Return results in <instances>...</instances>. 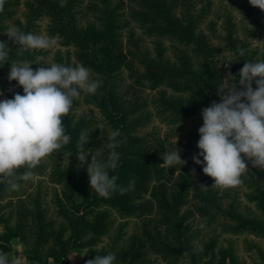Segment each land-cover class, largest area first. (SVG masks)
Instances as JSON below:
<instances>
[{"label":"trees","instance_id":"obj_1","mask_svg":"<svg viewBox=\"0 0 264 264\" xmlns=\"http://www.w3.org/2000/svg\"><path fill=\"white\" fill-rule=\"evenodd\" d=\"M9 1L5 0L4 6L9 5ZM133 1L143 8L142 18L149 22L148 28L151 31L171 34L186 44L189 50L186 48L177 52L174 61L166 59L161 51L153 56L127 46L118 34V24L109 13L99 23H80L73 9L74 0H66L64 4L58 0L27 1L35 16L48 17L49 33L58 36L62 44L72 46L83 67L102 75L100 91L92 94L90 100L102 107L114 131L120 130L121 136L118 139L127 138L119 147L110 149L111 141L108 137H100L99 131L94 130L92 138L85 144L84 151L96 150L97 159L101 162L107 161L113 150L120 154L118 167L110 170V175L118 177V187L105 199L120 212L143 218L139 233L127 245H112L100 250L99 255L114 253L115 261L120 264H157L153 259H142L149 247L155 250V256L164 258L167 264H177L183 253L192 255L186 223L192 215L187 206L190 197L198 200L197 211L206 222L219 216H230L237 222L238 229L264 236V194L260 189L252 197L256 200V209L242 214L235 210L233 203L224 206L221 202L217 189L212 187L215 181L203 172L206 162L195 163L189 168L188 157L180 155L186 164L169 169L162 167V155L171 152L173 145L157 137L149 143L145 137L136 134L135 129L140 120L131 117L136 105L128 102L126 95L108 82L116 71L124 67L131 71L137 84L143 81L155 85L164 83L182 93L172 102V108L179 114L195 115L200 128L203 126L202 109L209 107L213 101L220 102L217 92L222 78L230 71L236 76L235 82L239 88L238 73L245 62L264 61V47L251 43V39L264 38V11L252 6L249 0H242L241 10L251 23L246 27L248 36L241 39L226 36L221 47L212 43L205 34L196 31V5L202 0ZM95 4H92L94 8ZM5 26L3 11L0 12V29ZM9 42L6 43L10 48L9 63L0 66V76L10 72L11 63L34 58L29 50L18 55L19 45ZM239 48L245 50L243 56L239 55ZM220 50L228 53V56L221 55ZM137 65L140 69L136 68ZM253 88H256L255 83ZM70 114L71 109L66 117H62V123L74 143L73 161L77 163V168H55V180L61 183L60 192L55 194L61 206L59 213L56 218L47 215L39 196H23L15 192L9 194V198L0 205L1 210H6V213H0L4 227L0 232V253L10 250L11 238L18 237L27 244L28 256L41 264H45L46 257H51L57 264H72L68 257L71 248L83 244L82 237L88 224L85 212L97 198L103 197L90 189L85 163L79 166L77 142L84 125L80 122L73 125ZM198 130L195 133L199 134ZM200 159L203 161V157ZM131 181H134V187L129 189ZM121 188L126 189L123 194ZM6 190H9L8 186L0 183V200L4 199ZM74 191L81 193L79 201L70 198ZM61 199H66L68 204L64 205ZM258 249L260 261L257 264H264V251ZM192 258L196 260L194 255ZM228 264L242 263L231 259Z\"/></svg>","mask_w":264,"mask_h":264},{"label":"rangeland","instance_id":"obj_2","mask_svg":"<svg viewBox=\"0 0 264 264\" xmlns=\"http://www.w3.org/2000/svg\"><path fill=\"white\" fill-rule=\"evenodd\" d=\"M27 1L10 0L9 5L4 6L6 26L0 29V41L10 43L11 40L5 33L10 27H15L25 34L31 33L49 39L54 38L57 43L50 49L29 50L34 55L33 59L27 60L34 63L30 67L47 68L53 63L70 67L82 66L74 54L73 47L62 44L58 36L49 33L48 17L35 16L29 9ZM58 1L64 4L66 0ZM241 2L242 0H202L196 5V31L205 34L217 46L223 44L226 36H232L235 39L248 36L246 27L251 23L241 10ZM92 4H95L96 8ZM73 9L80 23L89 21L99 23L104 15L109 13L118 24L117 30L120 38L132 49H139L153 56L161 51V54L171 61L175 60L177 52L186 48L189 50V47L175 36L151 31L148 28L149 22L142 18L143 8L136 1L74 0ZM251 40L253 45L264 47V38ZM220 54L228 56V53L221 50ZM136 68L140 69V66L137 65ZM86 69L89 70L91 80H102L100 73ZM8 75L9 73L0 76V101L13 99L17 93L24 95L23 87L15 80L9 81ZM225 77L222 78L221 83ZM108 82L109 85L126 95L128 102L136 105L131 116L140 120V124L135 129L136 134L145 137L149 143H152L156 137L166 143L169 142L173 145V150L177 147L180 155L188 157L189 168L195 164L192 157L201 151L197 147L200 135L195 133L199 129L198 120L195 115L177 113L171 106L172 102L177 100L180 94L182 95L181 92L173 90L164 83L155 85L149 81H143L137 84L131 71L124 67L116 71ZM100 88L96 93L100 91ZM91 95L82 91L79 98L74 100L70 114L72 123L73 125L83 123L82 132L89 133L88 140L92 138L94 130L99 131L100 137H109L114 129L102 107L90 100ZM73 146L74 143L70 139L67 145L43 158L34 169L25 167L17 172L19 175L31 171L32 176L27 181L17 180L20 185L19 189L6 190L7 194L4 195V199L0 200V205L9 198V194H14L12 192L23 196H39L47 215L56 218L61 206L57 203L55 194L57 191L60 192L61 183L55 180L54 171L56 167H67L73 170L77 168V163L73 161ZM85 151H89L85 162L87 172L92 156L95 153L98 156V152L92 149ZM241 157L248 168L241 175L242 183L234 188L216 189L224 206L233 203L236 211L247 214L249 210L256 209V200L252 197L255 196L257 190L260 189L264 194V170L253 167L244 154H241ZM86 179L89 183L88 173ZM70 198L73 201H79L81 193L74 191ZM61 201L64 205L68 204L66 199H61ZM197 204L198 200L190 197L187 206L191 209L192 215L186 220L187 228H189L187 236L192 246V255L196 260H193L191 254L183 253L179 256L177 264H228L231 259L242 264H257L260 261L258 248L264 251V236L245 229H238L237 222L230 216H219L206 222L202 214L197 211ZM1 211L6 213L5 208L2 210L0 208V213ZM85 218L88 224L86 233L82 237L83 244L72 247L68 254L72 264H86V261L99 255L100 250L108 249L112 245H127L132 238L137 236L143 224L142 217L120 212L105 198H97L87 208ZM3 229V222L0 221V232ZM19 242L23 244L25 254L28 256L27 244L21 240ZM154 252L155 250L149 247L142 259L146 261L151 259ZM156 257L153 262L167 264L164 258L159 255ZM37 264L41 263L37 261ZM45 264L57 263L51 257H46ZM114 264L120 263L115 261Z\"/></svg>","mask_w":264,"mask_h":264},{"label":"clouds","instance_id":"obj_3","mask_svg":"<svg viewBox=\"0 0 264 264\" xmlns=\"http://www.w3.org/2000/svg\"><path fill=\"white\" fill-rule=\"evenodd\" d=\"M250 4L264 11V0H249ZM5 0H0V12L4 10ZM9 40L19 45L18 55L26 50L50 49L56 40L45 36L23 33L15 27L5 31ZM6 42L0 41V66L8 62ZM240 56L243 48L237 49ZM28 61L11 63L8 80H15L23 87L24 95L15 94L13 99L0 101V183H5L9 190H18L17 180L27 181L31 171L17 175L21 168L34 169L41 160L59 151L70 142L66 134L62 117H66L75 99L81 92L95 94L103 81L90 79L89 70L83 66L70 67L53 63L50 67L33 70ZM227 67V65H225ZM239 88L236 76L230 71L218 86L220 102L215 101L202 109L203 126L199 128L200 139L197 147L201 150L192 157L196 164L205 163L203 172L214 178L212 187L226 189L239 186L241 175L247 166L242 159L244 154L253 167L264 170V61L245 62L239 70ZM255 83L256 88H253ZM119 129L111 132L108 139L110 149H115L126 142ZM89 133H81L77 142L79 166L87 160L89 151H84ZM203 157V161L200 159ZM162 167L186 164L176 147L162 155ZM120 154L111 151L107 161L97 159V153L87 167L91 190L100 197L109 198L117 190L115 175L110 170L118 167ZM193 173L195 169L192 170ZM134 187V181L129 189ZM123 194L126 189H120ZM151 259L157 257L153 255ZM116 256L109 252L96 255L86 264H114ZM0 264H23L21 258L9 259L0 253Z\"/></svg>","mask_w":264,"mask_h":264},{"label":"crops","instance_id":"obj_4","mask_svg":"<svg viewBox=\"0 0 264 264\" xmlns=\"http://www.w3.org/2000/svg\"><path fill=\"white\" fill-rule=\"evenodd\" d=\"M11 249L4 252V254H7L9 259L12 258H21L23 260V264H37V261L33 258H30L26 256L23 244L19 242L17 237L11 238Z\"/></svg>","mask_w":264,"mask_h":264}]
</instances>
